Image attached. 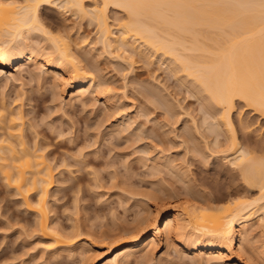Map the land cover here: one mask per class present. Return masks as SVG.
<instances>
[{
	"label": "snow or ice",
	"instance_id": "snow-or-ice-1",
	"mask_svg": "<svg viewBox=\"0 0 264 264\" xmlns=\"http://www.w3.org/2000/svg\"><path fill=\"white\" fill-rule=\"evenodd\" d=\"M113 17L115 23H112ZM82 23L88 27L99 26L97 30L104 42L103 50L98 47L100 40H97L94 52H101L104 58L114 56L124 61L121 67L124 81L115 91L125 95L133 107L117 112L116 117L134 112L141 105L147 112L144 119L138 118L137 122L128 125L127 136L135 135L136 138L134 142L129 140L126 148L117 153L127 157L120 165L126 176L134 175L132 165L141 158L139 148L151 146L152 152L157 155L170 151L163 142H158L155 132L149 135V129L158 126L161 130L166 129L180 144L179 151L175 153L177 156L185 146L190 151L182 163L162 161L160 168L153 169L155 175H159L165 165L174 172L177 167L195 171L197 168L211 169L219 164L221 175L225 177L226 191L223 202L205 206L203 196L207 195L208 189L198 182L185 184L181 181L183 192L188 197L187 203L168 202L169 192L173 201L181 199L171 186L164 192L158 189L159 194L154 199L133 198L130 205L140 203L146 206L151 203V213L141 212L130 217L125 222L127 227L123 228L111 224L108 216H104L103 222L110 223L111 227L99 229L100 217H97L90 228L81 227L78 232H73L74 239L68 243H87L85 250L90 259L86 258L85 264H233L234 259L238 260V264H264V0H0V82H17L23 88L25 81H18L17 78L25 75L33 77L28 82L32 85L30 91L33 97L29 108L38 117V127L47 129L56 124L64 131V127L57 123L63 121L71 129L74 118L68 112L72 109L65 110L61 106L64 95L71 89L60 88V84L70 85L80 78L85 60L89 64L93 59L104 62V59L96 58L94 52L90 58L81 51L80 44L70 39L78 29L82 31ZM160 31L170 33L180 43L175 46L161 45L153 38ZM118 32L134 39L140 48L144 47L141 40L149 44L151 50L157 53L150 55L149 61L167 56L174 65L169 79L177 87H165L163 76L160 79L153 76L154 87L144 95L131 99L135 89L147 82L128 84L129 79H135L138 60L136 55L131 54L135 49L125 52L120 47L116 51L119 43L111 45L112 39L121 42ZM194 35L198 38L197 42L189 46L188 38ZM90 39H96V34ZM88 43L85 41V44ZM77 52L80 54L77 55ZM57 62L64 66L61 69L64 74L55 75L54 85L48 86L46 81L41 80L36 87L37 73L43 74L46 66ZM21 64L22 69L18 67ZM33 64H36V70L30 71ZM139 64L149 69L152 66L142 59ZM85 75L93 78L94 72L89 71ZM47 79L52 80L53 75L49 73ZM57 89L58 94L50 99L49 94ZM106 90L109 93L114 91L112 87ZM20 103V100L15 101V105ZM53 108L55 111H52ZM7 115L6 110H0V117L6 118ZM245 117H248L247 122ZM17 119V116L12 117L13 122ZM52 131L55 132V129ZM208 133H213V136ZM91 135L95 136V131ZM69 140L74 142L73 146L78 143L69 131L57 138V145ZM104 143L103 135L96 137L95 141L89 140V154L91 151L98 152L97 144ZM50 150L44 149L45 152ZM105 151L110 157L115 149L109 151L106 148ZM152 152L143 155L152 156ZM83 154L85 148L82 147L76 155ZM152 158L155 159V156ZM97 162L103 163V156L98 155ZM99 171L109 173L110 170L101 168ZM87 172L98 175L96 168H89ZM90 192L100 197L97 204L104 200L103 194L96 189H90ZM44 199L41 194L40 201ZM76 199L79 204V192ZM196 200L201 203L196 205L198 211L192 217L191 205ZM28 207L41 209V203ZM169 208H183L189 229L195 220L196 241L217 246L222 251L189 259L184 254L183 241L188 240L190 233L178 238L177 233L181 229L175 224L169 228L163 226V220L153 223V219ZM111 215L114 219L116 212ZM2 219L3 222L8 221L7 216ZM158 227L162 235H169L168 243L142 249L136 254L139 258L134 260L125 261V257H132L133 253L114 251L125 241L138 240L145 232L155 231ZM9 230L0 228V233ZM97 245L100 246L99 251L95 250ZM46 247L53 248L54 245ZM177 252H180L179 258L171 259V255ZM18 260L19 257L4 260L3 264H17Z\"/></svg>",
	"mask_w": 264,
	"mask_h": 264
},
{
	"label": "rangeland",
	"instance_id": "rangeland-1",
	"mask_svg": "<svg viewBox=\"0 0 264 264\" xmlns=\"http://www.w3.org/2000/svg\"><path fill=\"white\" fill-rule=\"evenodd\" d=\"M112 23H115L114 17ZM80 29H82V31L78 29L74 36H70V39H72L74 43L80 44L81 51L85 52V54L91 58L94 47L97 46V36H99L96 26L88 27L86 23H82ZM93 34H96V39H90ZM85 41H89V43L85 44ZM98 47H100L101 51L103 50L102 43H100ZM142 49L143 48H139V51L142 53L138 52V50L133 53L137 56L138 64L136 67L135 79H129L128 84L131 86L139 81H146L147 83L135 89L131 99H136L137 95H144L149 88L154 87L155 82L151 79L153 76L157 77V79L163 76L165 87H177V85H174L169 79L173 72L170 60L161 57L158 60L149 61L150 51L144 48V53H146L144 55V50ZM115 50L117 51V49ZM147 51L149 56L147 55ZM77 53L80 54L79 52ZM94 56L104 59V62L99 63L97 59H93L91 64H89L87 60H85L84 63L85 65L88 63L87 65L89 66L86 65L87 67H91L92 65L94 69L91 71L95 73L96 81L100 83V88L102 87V90H100V93L90 94V96L86 95L82 103H80L81 101L78 98L77 100H72V103H68V99H70L69 91L66 92L61 106L65 110L68 108L72 109L68 112V115L74 118V126L69 129L63 121L57 122L64 127V131H61L56 124L50 125L47 129L38 127V117L29 108V105L33 102L32 93L30 91L32 85L28 83L31 81L29 80V75L17 78L18 81L20 79L25 81L24 89L19 87L17 82H0L1 103H7L9 108L14 109V111L16 107L20 106L15 105V101L20 100L22 103V112L25 114L23 120L25 128L24 135L25 137L27 136L26 139L29 140L36 136L35 140H39L36 139L37 136H39L41 139L47 138L49 143L53 142V144H50L49 148L47 147V149H53V151L46 157L49 161L47 163L51 164L49 165L53 168L52 172L54 173L53 183L47 194V210L48 216H50L48 217L50 220L49 224L61 227L60 230L63 229L61 231L69 237V241L74 239V236L71 235L73 232H78L81 227L90 228L92 221L97 220V217H100V221L98 222L99 229H108L111 227V224H118L121 227L126 225L125 222L128 221L130 217L145 212L148 210L146 209L148 207L152 209L151 203H147L146 206L136 203L134 206L130 207L133 198L138 200H143L145 197L149 198V200L154 199V196L159 194L157 191L158 189L160 192H164L171 186L177 197H181V200L183 198L188 199L183 192L181 181L183 183H189L190 181L192 183L198 182L204 188L208 189L207 195L203 196L204 202H206V199L213 198L219 193L224 194L226 191L225 177L221 175L219 164L214 165L211 169L197 168L195 171L191 168H189L188 171H184L183 168L177 167V170L174 172L165 165L164 170L159 175L153 173L154 168L161 167V160L165 161L167 158L168 161L170 158L168 163H172L173 161L182 163L190 151L189 147L185 146L184 151L177 156L175 153L179 151L180 144L175 142V138L172 137L166 129L161 130L158 126L149 129V135L155 132L158 142H163L165 148L170 151L159 154L161 156L159 158V155L157 156L155 152H152L151 146L139 148L138 151L141 153V158L136 160L135 164L132 165V172L134 175L126 176L125 172L120 169V165L127 157L118 155L117 153L119 150L126 148L129 144V140L134 142L136 137L135 135L127 136V129L118 132L116 123L122 116L123 120H127L125 123L128 122L131 124L137 122L138 118L144 119L147 116V112L144 106L141 105V107L134 112L116 117L117 112H123L124 108L133 107L132 104L127 102L128 98L125 95L115 91V89L122 86L124 81V77L121 75V67L124 61L114 56H107L106 58L101 57V52H94ZM141 59L145 63H151V68H145L140 65L139 60ZM31 69L35 71L36 66L32 65ZM46 71V78L49 73H51L53 79H55L54 73L51 72L49 68ZM53 79H45L44 81L47 82L48 86H51L54 85ZM40 82L41 79L36 80V87L39 86ZM62 87L68 89L67 85H62ZM107 87H112L114 91L111 93L107 92ZM5 89H7V91H5ZM56 91L55 93L49 94L50 99L55 98L59 89ZM101 94H104V96ZM106 94L111 98L109 103L105 101L104 97ZM52 111H55V108H53ZM42 115L43 113H41V116ZM244 119L245 122H247L248 117ZM146 122L145 120V123ZM128 123L127 125H129ZM126 126L124 124L123 127L125 128ZM118 127L121 129V126ZM123 127L122 129H124ZM33 129H35V132H33ZM52 129H55V132H53ZM205 130L207 131V129ZM69 131L75 136L78 143H75V146H73L74 142L69 140L67 143L60 142L57 145V138L59 136H65ZM93 131L96 133L95 136L91 135ZM122 133L125 135H122ZM101 135H103L105 143L102 145L97 144L99 151H91L89 154V140L95 141L96 137ZM177 135L179 136L180 133L178 132ZM208 135L213 136V133H208ZM29 136L31 138H29ZM125 136H127V138H125ZM221 138H223L222 135ZM195 144L196 142L193 141V146H195ZM82 147L85 148V154L77 156L76 153H78L79 149ZM106 148L109 151L115 149V151H112L110 157L105 151ZM146 152H152V156H144L143 153ZM98 155L103 156V163L97 162ZM153 156H155V159L152 158ZM156 157L159 159L157 160ZM109 161H111V163H109ZM62 165H66V167H62ZM81 165H83V167H81ZM89 168H96L98 175L95 173H88L87 169ZM101 168H108L110 171L109 173L100 172L99 170ZM113 180H115V183H113ZM81 186H83V188ZM7 189L8 187L4 185L0 177V210H2L0 211V228L10 229L9 231L0 233V264H3L4 260H13L16 257H19L17 264H85V259H90L85 250L87 248L86 242L77 241L75 244L67 242V245L62 244L63 246L59 245L60 247L58 246L56 248V245L52 241L53 238L44 235L39 231L38 227L35 228V225H33L35 224L34 222H36V212L27 209L22 198L15 195L13 190L9 191V189L7 191ZM90 189H96L97 192L102 193L104 200L97 204L96 201H98L100 197L98 195H92ZM213 189L216 191L214 192ZM78 192L80 193L79 204H77L76 199V194ZM129 193L133 195L129 196ZM170 195L171 193L169 192V199H171ZM86 201L89 203L86 204ZM196 201L198 202L199 200ZM198 203H201V201ZM121 205L124 207L121 208ZM113 211L116 212L114 219L111 215ZM3 216L8 217L7 222H3ZM104 216H108L111 224L103 222ZM164 238V236L161 237L160 243H163L162 241L165 243ZM48 244H52L54 247L48 249V247H46ZM95 250H100V246L97 245ZM139 253H141V250H137L129 259H138L139 256L136 254ZM153 253H155V249ZM179 256L180 252H177L175 255H171L170 258L176 260ZM187 256L189 259L194 258V252L192 251ZM156 258L159 259V257Z\"/></svg>",
	"mask_w": 264,
	"mask_h": 264
},
{
	"label": "bare ground",
	"instance_id": "bare-ground-1",
	"mask_svg": "<svg viewBox=\"0 0 264 264\" xmlns=\"http://www.w3.org/2000/svg\"><path fill=\"white\" fill-rule=\"evenodd\" d=\"M98 27L99 26L96 25V30L98 29ZM98 35H99L97 36L98 40H100V43H102V46H103L104 42L99 32H98ZM118 35H120L121 37V42H118L115 39L111 40V45H117L119 43V47L116 48L117 51H119L120 47H123L125 52H128L130 49H135L136 52L138 50V52L142 53L141 51H139L140 46L136 44V41L134 39L127 38L126 34L124 33L118 32ZM201 35H204V34L202 33ZM153 38L158 40L161 45L175 46L176 44L180 43V41L174 40L170 33H165L164 31H160ZM197 39L198 38L195 35L192 37H189L188 38L189 46L196 44ZM141 43H144V47L142 50L146 48L145 50L148 49V51H150L151 53L150 55L157 54L151 50V46L145 43L144 40H141ZM145 50L143 51V53L145 52ZM135 51L132 52L131 54L135 53ZM148 51H147V55H148ZM145 54L146 53H144V55ZM77 55L79 54L77 53ZM162 57L168 58L167 56H162ZM170 63H172L171 60H170ZM87 64L88 63H86V65ZM86 65L84 63V67L80 69V78L73 81L72 84L67 85L68 88L71 89V91H69L70 99H68L69 100L68 103H72L71 101L75 99L77 100V98L81 101L80 103H82L84 102V98L86 95L90 96V94H96L98 92L100 93L101 92L100 90H102L101 89L102 87L100 88L101 86L100 83L99 82L97 83L96 81L97 79L95 78L96 77L95 75L93 78H88L85 75L87 72L94 69L92 65H91L92 68L87 67L89 65L87 66ZM33 66H36V64H33ZM171 66L173 69L174 67L173 63ZM18 67L22 69L23 65L22 64L18 65ZM63 67H64L63 65H60L59 62H57L56 64H53L50 67L46 66V70L49 68L50 71L54 73V78H55V75L57 74L59 75L64 74L63 71H61ZM46 70L44 71L43 74L37 73L35 79L36 80L47 79L45 77V73L47 72ZM30 71H34V69L33 70L30 69ZM28 77H29V80L33 79L31 75H29ZM65 79H69V77L65 76ZM55 83L56 81L55 79H53V84ZM62 85L64 86V84L61 83L60 88H63ZM102 96H104V94ZM86 98H89V97H86ZM104 98H105L106 103H109V100L111 101V98L107 96V94L105 95ZM5 104L4 102L3 103L0 102V110H6L8 113L6 118L0 117V177L4 182V185L8 187L7 191L9 189H10L9 191L13 190L15 192V195H18L20 198H22V200L25 203V206H27L26 207L27 209H30L31 211L36 212V215H35L36 222H34L35 224L33 225H35V228L38 227L39 231H41L44 235L50 236L51 238H53L52 241L54 242L57 248L59 245L66 244L68 242L69 237H67V235H65L61 231L63 229L60 230L61 227L57 225L53 226L52 224H49L50 220L48 217L50 216H48V210H47V204H48L47 194L49 192L48 191L49 188L52 186L53 179H54L53 178L54 173L52 172L53 168L50 167L51 164L49 163L50 164L49 165L47 163L49 161H48V158L46 157L48 154H50L53 151V149H51L49 152H45L44 149H47V147L49 148L50 144H53V142L50 141L51 143H49L47 138H43V139L39 138V140H35L36 136L32 137V139H29L31 141L26 139L27 136L25 137L24 135L25 128H24V120H23L25 117V114H23L22 112L23 111L21 108L22 103L19 104L20 105L19 107H16L15 111L14 109L9 108L8 105H7V109H5ZM13 116L18 117V119L15 122L12 121ZM122 117H120L116 123L118 132L127 129L128 127L127 125L128 122L125 123L127 120L126 119L123 120ZM124 124L125 126L127 125L125 128L123 127ZM118 126H121V129ZM122 127L124 129H122ZM23 129H24V132H23ZM29 138L31 137L29 136ZM160 157L161 156L159 155V158ZM162 161L164 160H161V162ZM169 161L170 160L168 159V162ZM41 194L45 196V199L43 202L40 201ZM223 195L224 194L219 193L215 195L213 198H210L208 200L206 199L205 206H210L213 204H219L223 202ZM154 197H156V195ZM170 198H171V195H170ZM168 202L170 204L171 203L183 204V203H187L188 199L183 198L182 200L177 199L175 201L169 199ZM198 202L194 201L193 204L191 205L192 217H195L198 211L196 207V205L200 204ZM35 203H41L42 210L28 207V205L35 204ZM146 209L145 210L147 211V213H151L153 211V207L152 209L149 207ZM211 210H212L211 207H209V211ZM187 219H191V217H188ZM160 220H163L164 227L170 228L173 224H175L177 228H180L181 231L177 233L178 238H181L185 234L190 233L188 236V240L183 241V249H184V253H187L186 255H188L189 253L193 251L194 258H195V256L199 257L204 254H213L216 251H222V249L217 246L209 245V244H200L198 241H196L195 237L197 236V233L195 230L196 229L195 220L192 221V228L189 229L188 223L186 221V214L184 213L183 208L165 209L161 212L160 217L153 219V223H159ZM126 225L124 226L126 227ZM208 226L212 227L211 224H209ZM163 236L165 237L164 238L165 244L168 243L169 238H170L169 235L167 233L162 235L161 229L158 227L155 231L149 230L148 232H145L143 235L139 237L138 240L125 241L122 245H118L117 248L114 249V251L122 250L124 252H129V253L134 254L137 250H142V249L145 250L147 247H152L154 244H159L161 241V237ZM189 241H191V243ZM162 242L164 243V241ZM127 260H129V257H125V261ZM233 264H238V260L234 259Z\"/></svg>",
	"mask_w": 264,
	"mask_h": 264
}]
</instances>
